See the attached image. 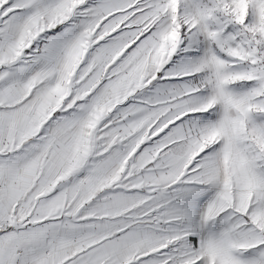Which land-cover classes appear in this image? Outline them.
<instances>
[{
  "label": "snow or ice",
  "instance_id": "1",
  "mask_svg": "<svg viewBox=\"0 0 264 264\" xmlns=\"http://www.w3.org/2000/svg\"><path fill=\"white\" fill-rule=\"evenodd\" d=\"M0 264H264V0H0Z\"/></svg>",
  "mask_w": 264,
  "mask_h": 264
}]
</instances>
